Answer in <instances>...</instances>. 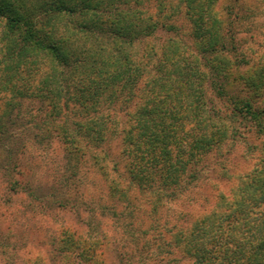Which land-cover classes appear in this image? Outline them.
Segmentation results:
<instances>
[{
    "label": "trees",
    "instance_id": "1",
    "mask_svg": "<svg viewBox=\"0 0 264 264\" xmlns=\"http://www.w3.org/2000/svg\"><path fill=\"white\" fill-rule=\"evenodd\" d=\"M257 1L264 4L58 0L23 9L1 0L6 28L1 69L9 80L10 71L22 67L29 74L40 73L34 98L47 111L35 137L49 144L59 137L68 155L94 161L113 201L99 207L122 219L124 228L125 210L134 200L145 199L149 228L158 231L155 240L162 249L152 256L168 258L177 250L204 263L228 255L218 254L220 249L235 246L236 264H264V52L251 51L240 36L255 15ZM53 14H64L72 23L68 38L58 43L57 29L39 26L37 20ZM77 17L81 21L76 22ZM182 17L188 31L180 24ZM160 32L167 36L155 42ZM78 34L99 47L80 49L71 43ZM10 89L26 94L24 87L0 84V91ZM137 90L141 99L126 120L104 113V106H114L121 95L133 101ZM46 126L55 127L54 132L43 134ZM115 138L121 150L112 157L106 145ZM239 140L257 155L253 168L229 175L228 185H215L211 208H202L191 220L179 212L170 226L159 227L155 216L197 185L211 153H222ZM119 204L125 206L118 209ZM89 215L85 230L69 226L61 231L67 264H108L110 234L96 224L97 214ZM142 231L141 225L129 229L125 237L137 248L124 245L117 250L120 261L141 250Z\"/></svg>",
    "mask_w": 264,
    "mask_h": 264
},
{
    "label": "rangeland",
    "instance_id": "2",
    "mask_svg": "<svg viewBox=\"0 0 264 264\" xmlns=\"http://www.w3.org/2000/svg\"><path fill=\"white\" fill-rule=\"evenodd\" d=\"M7 1L23 9L26 7L32 9L41 2H58V0H5ZM256 4L255 15L252 21L243 25L240 36L246 39L251 51L260 55L264 52V4L260 1ZM0 5H2L1 0ZM3 6L7 7V5ZM37 20L39 26L48 25L50 26L48 28L57 29V34H54L57 43L68 38L67 28L72 25L68 16L53 14L49 18ZM78 21H81L80 17H77L76 22ZM180 24H183V30L188 31L189 24L185 18L180 19ZM5 30V18L2 17L0 18V60L4 52L1 37ZM166 36L167 34L160 32L155 42H162ZM185 38L191 43L187 35ZM71 43L77 44L80 49L99 47L94 40L90 45V42L80 34L75 35ZM1 68H3L2 64H0V84L14 88L24 87L26 94L20 95L11 89L0 91V264H67L61 242V231L69 226L80 231L85 230L86 221H91L89 215L91 212L97 214L96 224L100 223V227L108 230L110 234L106 246L108 264L237 263L234 254L239 247L235 246L220 249L218 254L222 251L223 254L228 252V255L204 263H196L194 259L184 257L177 250L169 254L168 258L152 256L162 249L155 240L159 238L158 231L149 228L152 220L149 218V207L145 199L134 200L125 210L123 219L125 228L120 223L122 219L119 220L113 212L109 210L103 212L99 206L103 203L112 205L113 201L108 198V183L94 161L88 156L75 158L68 155L59 137H55L50 144L47 140L40 143L35 137V134L40 132L36 126L44 123L41 118H45L47 111L43 102L34 98L41 79L40 73L29 74L27 69L22 67L18 72L11 70L12 77L9 80L8 74L6 75ZM140 92L137 90L133 101L127 100V94L121 95L114 106H104V113L117 121L126 120L136 101L141 99ZM54 128L46 126L42 133H53ZM56 134L57 132L54 136ZM263 139L264 137L261 140ZM249 140L260 142L252 138ZM230 144L223 149L224 155L215 151L206 159L203 163V175L195 187L187 191L177 204L162 208L155 216V223L159 227L165 224L170 226V222H174L175 218L180 216L179 212H186V219L191 220L202 208H211L216 201L215 185L218 183L228 185L229 175L253 168L257 155L250 152L242 140ZM106 147L112 157H116L121 150L117 138L112 139ZM226 170L229 172L225 173ZM124 206L125 204H119L118 209ZM126 224L130 226L128 229ZM133 225H141L143 229L138 242L142 251L135 250L133 258L120 261L117 250H121L124 245L132 249L137 248L128 243L129 239L125 237ZM144 236L146 239L150 236L153 239L147 241V244ZM149 246L152 248H147ZM163 255L167 253L164 252Z\"/></svg>",
    "mask_w": 264,
    "mask_h": 264
}]
</instances>
